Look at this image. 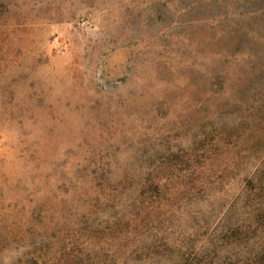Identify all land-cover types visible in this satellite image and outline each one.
Here are the masks:
<instances>
[{
	"label": "rangeland",
	"instance_id": "374dc122",
	"mask_svg": "<svg viewBox=\"0 0 264 264\" xmlns=\"http://www.w3.org/2000/svg\"><path fill=\"white\" fill-rule=\"evenodd\" d=\"M253 188L264 0H0V264H264Z\"/></svg>",
	"mask_w": 264,
	"mask_h": 264
},
{
	"label": "trees",
	"instance_id": "16d2710c",
	"mask_svg": "<svg viewBox=\"0 0 264 264\" xmlns=\"http://www.w3.org/2000/svg\"><path fill=\"white\" fill-rule=\"evenodd\" d=\"M150 177L151 176H148L146 178V183H148V186L143 189L142 195L149 197L150 200H152V201H154V200L156 201V200L161 199L163 193H162V190L160 188V183H155V181H153V179ZM261 190L263 191L264 188H261ZM261 192H258L257 189L253 188L251 190L250 194L253 197H257L258 199L264 200V194H261ZM226 233L227 234H225V237L227 238V240H232V242H235V243L237 242V244H238L240 235L242 233V229L240 227H236L233 229L229 228L226 231ZM183 257L185 258V255H183ZM186 257L187 258H186L184 264H208L205 256H203L202 259H199L196 254L195 255H193V254L188 255Z\"/></svg>",
	"mask_w": 264,
	"mask_h": 264
}]
</instances>
